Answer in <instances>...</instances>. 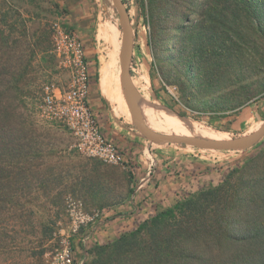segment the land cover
Here are the masks:
<instances>
[{
    "label": "rangeland",
    "instance_id": "rangeland-1",
    "mask_svg": "<svg viewBox=\"0 0 264 264\" xmlns=\"http://www.w3.org/2000/svg\"><path fill=\"white\" fill-rule=\"evenodd\" d=\"M122 1L134 31L132 81L138 95L149 102L147 115L160 113L156 121L141 114L144 121L158 132L183 135L184 130L191 133L197 128L215 139L247 135L259 127L264 121L262 3L243 7L238 23L218 28L212 17L201 15L205 0ZM58 7L56 0H0V93L7 97L2 105L14 110L11 117L22 136L12 143L6 137L4 144H17L23 152L13 161L5 158L9 172L17 169L18 180L9 178L0 196V206L5 207L0 216V264H53L56 250L69 235L74 264H167L161 256L154 258L155 241L162 235H153L149 224L120 239L85 245L81 240L93 224L72 233L80 219L76 213L111 209L129 195L130 179L118 166L81 157L69 133L41 117L43 87L67 80L52 53V23L61 13ZM212 16L219 21L220 15ZM112 18L116 19L114 13ZM111 24L116 25L107 21L99 27L98 44L113 41ZM120 40L121 35L118 52ZM116 54L105 50L102 65L111 66ZM117 65L119 75V61ZM166 86L175 87L176 100ZM111 107L130 122L121 108ZM151 147L154 162L174 163L189 151L232 164L216 186L188 194L172 208L208 192L197 225L226 218L235 234L251 217L252 205L259 203L264 191V137L252 148L232 153L178 144ZM184 221L177 210L167 219V228ZM174 264H181L180 259Z\"/></svg>",
    "mask_w": 264,
    "mask_h": 264
},
{
    "label": "crops",
    "instance_id": "crops-1",
    "mask_svg": "<svg viewBox=\"0 0 264 264\" xmlns=\"http://www.w3.org/2000/svg\"><path fill=\"white\" fill-rule=\"evenodd\" d=\"M56 2L61 12V21L77 34L84 45L91 76L89 104L99 120L103 135L114 142L123 154L127 168H119L128 173L130 179L127 198L104 212V220L96 231L89 230L85 233L89 242L101 243L128 234L157 213L171 208L177 200L188 194L216 186L224 174L231 170L232 164H221L215 159L218 157L198 156L189 151H184L174 163H164L163 160L154 162L151 156L153 153L150 152L152 144L137 133L131 122L120 119L111 107L113 101L111 90L118 64L116 53L121 35L117 23L113 21L112 9L106 6V2L97 0ZM107 21L116 24L115 27L110 25L113 41L110 44L103 41L102 44H98L99 27ZM95 31L97 33L94 35ZM105 50L116 54V61L113 60L111 66L102 65ZM148 104L147 99L138 96L137 105L140 113L146 116L144 118L156 121L155 115L159 116L160 113L152 112L151 116L147 115ZM144 123L153 128L148 122ZM186 131L181 133L196 138L215 139L199 133L200 130L197 128L190 129L191 133ZM148 171L150 175L146 184L134 192Z\"/></svg>",
    "mask_w": 264,
    "mask_h": 264
},
{
    "label": "trees",
    "instance_id": "trees-1",
    "mask_svg": "<svg viewBox=\"0 0 264 264\" xmlns=\"http://www.w3.org/2000/svg\"><path fill=\"white\" fill-rule=\"evenodd\" d=\"M104 1L110 4L109 0H102V2ZM254 3H262L264 6V0H205L201 15H204L209 20L212 17L213 22L217 24L218 28H224L229 23H238L243 7L244 9H250L255 6L253 5ZM112 11L117 19L115 9ZM214 12L217 16L220 15L222 17H219V21L216 18L215 20L212 16ZM226 16L230 17L226 18ZM107 18L109 17L107 16ZM116 19L113 21L117 23ZM261 28L264 34V22L260 24ZM184 31V29L179 30L180 33H184ZM251 35L252 33L248 35L245 42ZM237 49L238 47H233V50L236 51ZM219 60L220 58H218V62ZM1 77L2 75H0V84L2 81ZM117 77L118 73L116 69L114 82ZM5 99L7 100V97L3 93H0V196L4 193L9 178L14 176L15 183L18 180L17 169L14 172L7 170V159L9 161L16 160L23 153L17 144L11 145V147L4 144L6 137H8V141H11V143L22 139L20 130L17 128V121L11 117L14 114V110H9L10 106L6 107L2 105ZM111 103L115 106L113 101ZM125 107L127 108L126 104ZM161 133L168 134L165 132ZM176 135L182 136L181 134ZM208 195V192H203L194 201H189L185 204L179 203L173 208L171 207L159 212L132 232L149 224V229H153L151 230L153 235L155 232L161 234V240L155 241L154 244V258L161 256L160 259L167 264H174L178 258L181 264H264V191L259 196V203L252 205L251 217L246 219L238 229H235L238 231V234L231 233V221H228L226 218L220 219V222H209L205 227L202 224H196V221L201 220L200 216L205 209L202 203L209 201L207 199ZM4 210L5 207L0 206V216ZM177 210H179L186 221L167 228V219L175 217ZM233 232H235L234 229ZM124 236L126 234L120 236L119 239ZM210 241L212 245L206 246L203 244V242Z\"/></svg>",
    "mask_w": 264,
    "mask_h": 264
},
{
    "label": "built area",
    "instance_id": "built-area-1",
    "mask_svg": "<svg viewBox=\"0 0 264 264\" xmlns=\"http://www.w3.org/2000/svg\"><path fill=\"white\" fill-rule=\"evenodd\" d=\"M51 43L52 53L59 68L67 74V80L63 84L51 83L43 87L41 117L65 129L73 138L75 149L81 157L126 169L123 154L114 142L103 135L99 120L89 104L91 76L84 45L77 34L61 21L60 15L52 23ZM165 90L176 100L174 86H166ZM149 175L150 171L134 192L146 184ZM104 212L87 214L79 211L76 215L80 219L74 223L72 233L76 234L79 228H87L90 224H93L90 231H96L104 220ZM72 213L75 214L73 210ZM71 236L61 242L54 254L53 264H74ZM88 239L86 235L82 238L83 245Z\"/></svg>",
    "mask_w": 264,
    "mask_h": 264
},
{
    "label": "water",
    "instance_id": "water-1",
    "mask_svg": "<svg viewBox=\"0 0 264 264\" xmlns=\"http://www.w3.org/2000/svg\"><path fill=\"white\" fill-rule=\"evenodd\" d=\"M102 1V0H100ZM109 7L115 9L117 14V25L121 34L118 61L120 71L118 75V86L122 92L124 102L130 113V122L137 133L150 144L170 145L178 144L188 146L196 150L210 152H242L255 146L264 137V121L254 132L228 140H205L196 137L180 135H168L156 132L147 127L138 109V91L133 84L131 76V60L133 54L134 31L131 26L128 10L122 0H109Z\"/></svg>",
    "mask_w": 264,
    "mask_h": 264
},
{
    "label": "bare ground",
    "instance_id": "bare-ground-1",
    "mask_svg": "<svg viewBox=\"0 0 264 264\" xmlns=\"http://www.w3.org/2000/svg\"><path fill=\"white\" fill-rule=\"evenodd\" d=\"M112 99H113V102L115 104L116 107H119L122 109V111L128 116V118L130 119L131 116H130V113L129 111L127 110V108L125 107V104H124V100H123V95H122V92L118 86V77L116 79V81L114 82L113 86H112ZM147 126V125H146ZM148 127V126H147ZM150 128V127H149ZM151 129V128H150ZM153 130V129H152ZM257 130V129H256ZM255 130V131H256ZM156 131V130H154ZM158 132V131H156ZM254 132V131H253ZM168 135H173V134H168ZM176 135V134H175ZM183 136V135H182ZM186 137H191V136H186ZM205 140H228V139H205Z\"/></svg>",
    "mask_w": 264,
    "mask_h": 264
}]
</instances>
